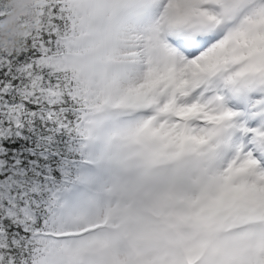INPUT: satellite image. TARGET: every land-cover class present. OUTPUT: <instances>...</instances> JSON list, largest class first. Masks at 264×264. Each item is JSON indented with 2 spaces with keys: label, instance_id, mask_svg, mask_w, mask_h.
<instances>
[{
  "label": "snow or ice",
  "instance_id": "1",
  "mask_svg": "<svg viewBox=\"0 0 264 264\" xmlns=\"http://www.w3.org/2000/svg\"><path fill=\"white\" fill-rule=\"evenodd\" d=\"M0 264H264V0H0Z\"/></svg>",
  "mask_w": 264,
  "mask_h": 264
}]
</instances>
